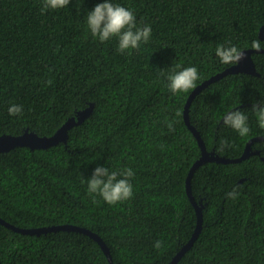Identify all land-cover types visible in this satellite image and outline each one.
Here are the masks:
<instances>
[{
  "label": "trees",
  "instance_id": "obj_1",
  "mask_svg": "<svg viewBox=\"0 0 264 264\" xmlns=\"http://www.w3.org/2000/svg\"><path fill=\"white\" fill-rule=\"evenodd\" d=\"M102 2L70 0L42 13L43 0H0V136H50L92 110L70 128L67 142L0 152V216L19 228L87 227L106 241L115 264H264V140L250 146L258 153L196 168L191 187L202 229L175 260L199 221L187 180L202 148L185 120L187 101L207 150L243 157L249 140L264 136L250 111L264 102V52L253 54L259 75H223L192 98L197 86L177 94L167 87L177 64L196 67L200 85L232 66L216 56L219 45L245 50L264 42V0H111L133 11L138 27L151 26L149 42L131 54L117 50L115 37L102 43L91 36L86 15ZM13 104L22 114L9 115ZM231 109L248 115L247 136L222 124ZM225 139L229 146L220 151ZM97 166L131 168L133 196L110 205L89 195L86 179ZM234 188L238 196L229 199ZM0 258L112 264L84 232L26 233L2 223Z\"/></svg>",
  "mask_w": 264,
  "mask_h": 264
},
{
  "label": "clouds",
  "instance_id": "obj_2",
  "mask_svg": "<svg viewBox=\"0 0 264 264\" xmlns=\"http://www.w3.org/2000/svg\"><path fill=\"white\" fill-rule=\"evenodd\" d=\"M69 4L70 0H43L41 12L43 13L48 9H62ZM86 23L91 36L102 43L109 41L113 37L117 38V50L122 54L126 51L131 54V50H139L142 44L149 42L152 33L149 25L137 26L136 16L133 11L120 4H114L111 0H104V2L96 4L92 10L88 11ZM251 50L260 53L261 50H264V42L260 39L253 40L251 42ZM216 56L222 64L237 66L245 59V51L237 46L225 47L224 45H219L216 48ZM163 74L162 71L161 75ZM199 79L200 76L196 67L181 68V65L177 64L167 74V87L172 94L187 93L199 86L197 85ZM212 82L204 87L209 86ZM47 83L51 85L52 81L49 80ZM262 104L264 102L254 104L250 111L255 114L259 127L264 129V106ZM8 112L12 116L20 115L23 112V106L13 104L9 107ZM176 115L179 116L180 113L177 112ZM222 124L236 131L241 137L247 136L250 132L248 115L242 110L231 109L226 111L222 118ZM169 127H172L171 123H169ZM228 146V141L226 139L222 140L219 150L222 151ZM133 176L134 172L131 168L111 170L109 167L97 166L92 176L86 179L87 192L89 195H99L106 203L115 205L133 196V185L130 183ZM226 195L229 199H236L238 192L234 188ZM162 246L163 242L159 240L154 244L157 249Z\"/></svg>",
  "mask_w": 264,
  "mask_h": 264
},
{
  "label": "water",
  "instance_id": "obj_3",
  "mask_svg": "<svg viewBox=\"0 0 264 264\" xmlns=\"http://www.w3.org/2000/svg\"><path fill=\"white\" fill-rule=\"evenodd\" d=\"M263 31H264V27H262L261 36H264ZM243 51H245V59L242 60L239 65H237V66L232 65L231 67L227 68L226 70H224L218 74L213 75L211 78L207 79L201 85H199L195 89V92L193 91V93L191 94V97H193L195 93H197L201 88H203L208 83H210V82H212V81H214V80H216V79H218L221 76L226 75V74L246 72L249 74H258L259 75L260 73L257 70V65H256V62L253 58V54L257 53V52H255L254 50H251V48L245 49ZM261 52H264V50H261ZM189 105H190V99H189V101H187V106L185 108V120H186L189 128L193 131V133L198 138V142L202 148V155L199 158V160L191 168V172H190V174L188 176V180H187V190H188L189 195L192 198L193 204L196 207L197 214L199 217V221H198L197 228L194 232L193 237L185 245V247L182 248L180 253L175 257V260L179 259V257L184 253V251L192 246V244L194 243L195 239L198 237V235L202 229V222H203L202 206L200 204H198V202H196V200L193 196L192 187H191V178H192L196 168L199 167L204 162L210 161V160L217 161V162H223V163H229V162L241 160L244 157L250 156L252 153H258L259 152V151H256V150L253 151L252 149H250V146H251L253 141L264 140L263 135L256 136V137H253L252 139H250L249 142L247 143V147L245 149V154L241 158L230 159V158L222 157L213 151L210 152L207 150L204 139H203L202 135L200 134L199 130L194 125H192L190 122ZM91 111H92L91 108H88L87 110L80 112V116L78 119H76L75 117L71 118L59 130H57L54 134H52L50 136H48V135L41 136V135L37 134L36 132L30 131V130H25V132L23 134H19V135L3 134L0 136V152L9 151L12 148H15L17 146H23V145L29 146L31 148H36V147L52 146L54 144H58L61 141L67 142V139L69 137L70 128L72 126H74L75 124L82 122L85 119V117H87L90 114ZM1 221L3 222V220L0 218V222ZM9 227L13 228L15 230L21 231V232L38 233V234H40L42 232H47V231H52V230L56 231V230H61V229H63V230H76V231L84 232L85 234H88L92 238H94L101 245V247L103 248V250L107 254L111 263L115 264L113 261L111 251H110V247L106 243V241L97 232H95V231H93L87 227H82V226L76 225V224H61V225H55V226H49V227L19 228V227L14 226L11 223H9ZM0 264H2L1 258H0Z\"/></svg>",
  "mask_w": 264,
  "mask_h": 264
},
{
  "label": "flooded vegetation",
  "instance_id": "obj_4",
  "mask_svg": "<svg viewBox=\"0 0 264 264\" xmlns=\"http://www.w3.org/2000/svg\"><path fill=\"white\" fill-rule=\"evenodd\" d=\"M247 147V146H246ZM0 218L3 220V222L1 221L0 223L4 224L5 226L9 227V221L6 218H3L0 216Z\"/></svg>",
  "mask_w": 264,
  "mask_h": 264
}]
</instances>
